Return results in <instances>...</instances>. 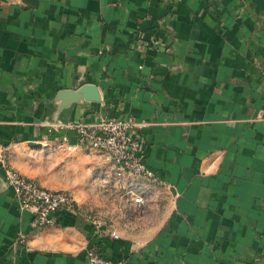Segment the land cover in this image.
Returning a JSON list of instances; mask_svg holds the SVG:
<instances>
[{"label":"crops","instance_id":"0c3cea01","mask_svg":"<svg viewBox=\"0 0 264 264\" xmlns=\"http://www.w3.org/2000/svg\"><path fill=\"white\" fill-rule=\"evenodd\" d=\"M261 109L264 0H0V148L12 165L69 189L40 150L85 145L68 123L124 116L157 175L142 178L156 193L128 227L76 197L85 213L35 229L0 179V264H90L91 244L127 264H264Z\"/></svg>","mask_w":264,"mask_h":264},{"label":"built area","instance_id":"2783aa9c","mask_svg":"<svg viewBox=\"0 0 264 264\" xmlns=\"http://www.w3.org/2000/svg\"><path fill=\"white\" fill-rule=\"evenodd\" d=\"M263 115L264 111L259 110L258 116ZM138 126L137 121L124 116H100L93 121L82 120L67 124V127L76 131L83 144L105 152L115 163L120 175L129 173L147 180L156 179V172L145 161V143ZM0 179L14 188L20 207L33 212L31 225L35 229L55 225L62 216L73 218L86 212L78 204L72 190L46 187L15 168L4 148H0ZM147 186L149 187L144 181L143 187L148 189ZM126 190L129 194L126 198L128 203L125 202L128 208L140 214L145 213L148 209L149 191L136 190L130 185ZM89 217L93 219L95 232H99L103 221L91 212ZM112 234L118 236L115 231ZM16 241L27 249H32L25 231L17 234ZM86 254L90 264H127L126 257L113 260L105 256L95 244L88 246Z\"/></svg>","mask_w":264,"mask_h":264},{"label":"rangeland","instance_id":"374dc122","mask_svg":"<svg viewBox=\"0 0 264 264\" xmlns=\"http://www.w3.org/2000/svg\"><path fill=\"white\" fill-rule=\"evenodd\" d=\"M36 162H41L47 167V176L55 184L68 186L78 199L86 203L98 202V212L95 207H88L89 210L102 217L117 216L125 227L130 225L129 218L133 217L131 221L136 223L135 219L143 215L128 208V185L136 190H148L150 198L156 193L154 188L143 187L144 180L141 177L129 173L120 175L115 163L105 152L87 145L75 151H69L59 144L51 147L44 145ZM91 205L88 203V206Z\"/></svg>","mask_w":264,"mask_h":264},{"label":"water","instance_id":"95a60500","mask_svg":"<svg viewBox=\"0 0 264 264\" xmlns=\"http://www.w3.org/2000/svg\"><path fill=\"white\" fill-rule=\"evenodd\" d=\"M79 92L84 94V96L87 99L92 100L93 104L99 105V102L101 99V94H100V92L98 90V86L96 84L85 83L80 87ZM32 143H35V142H32Z\"/></svg>","mask_w":264,"mask_h":264}]
</instances>
